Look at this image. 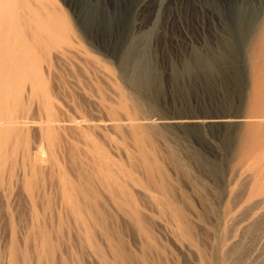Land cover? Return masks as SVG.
Returning a JSON list of instances; mask_svg holds the SVG:
<instances>
[{"label": "rangeland", "instance_id": "rangeland-1", "mask_svg": "<svg viewBox=\"0 0 264 264\" xmlns=\"http://www.w3.org/2000/svg\"><path fill=\"white\" fill-rule=\"evenodd\" d=\"M103 1L58 44L0 20V106L22 122L0 142V264H264L252 47ZM204 119L232 123L168 125Z\"/></svg>", "mask_w": 264, "mask_h": 264}, {"label": "bare ground", "instance_id": "bare-ground-1", "mask_svg": "<svg viewBox=\"0 0 264 264\" xmlns=\"http://www.w3.org/2000/svg\"><path fill=\"white\" fill-rule=\"evenodd\" d=\"M59 1L58 0H0V20L2 21L4 19L5 23L7 22V23H11L12 25L14 24L13 25L14 28L16 26L15 24H17L18 26L22 25L23 28L26 29L27 32H25V30L22 29L21 28L22 26H21L20 28L22 29V33H21V29H19L20 30L19 34H23V35H19V36L20 37L23 36L24 38H22V37L21 38L25 39L24 33H25V35L27 33H30L28 36L31 37L32 42H33V44L30 43V45L31 44L34 45V42L37 39L43 40V41L45 40L46 43L50 42V44H53L54 42L55 43L57 42L56 41L57 38L63 37V35L67 36L66 33H68V28H66L65 26L67 24L69 17H75L81 23L83 21H85L84 20L86 18V12H84L85 7L88 6L90 8L91 7L94 8V6H95L94 4L98 3L99 7H100V8H98L99 9L98 18H100L101 15L103 18L105 15V13L103 12L102 9H105L106 15L111 14L110 10L106 9L105 1H103V0H102V2H101V0H61L62 4H64L65 6H67L69 8L68 13L62 8ZM121 2H122V0H121ZM103 3H104V6H103ZM140 3H141V5H140L139 9L137 10V14L142 12L141 11L142 8L148 9V7L154 6V10H153L152 14H156V15L163 14L165 19L167 20V24L168 23L171 24L170 26L187 25V24H189V22L192 21L191 20L188 22V20L191 19L190 17L197 15V17L201 19L202 24L200 27L203 31L212 30V31H216L215 33H217V34L221 33V34L231 35V37L233 39H236L241 45H243V46L245 45V47H247V48H249V46L252 47V50L254 51V54H255V56H254L255 57V69H256V71H258V87L260 89L259 96L261 98H260V100H258L257 108L255 110L256 115H258V116L255 118H252V117L250 118L249 126L253 128L254 132L260 138H258L259 139V145L249 154V157L252 160H254L256 163V167H253V168L256 170V172L254 171V173H257V177H258L257 180L259 182V183H257L259 185V188L257 189V191L259 192L261 190H264V139H263V137H264V0H161L160 2H159V0H141ZM135 9L136 8H134V10ZM115 13H116V10H115ZM115 13H113V14L115 15ZM198 15H200V16H198ZM130 16H132V15H130ZM95 18H96V16H95ZM181 18H182V20H180ZM1 21H0V23H1ZM96 21H98V20H96ZM64 23H65V26H64ZM100 23H102V22H100ZM2 24H3V22H2ZM95 24L96 25L98 24V26L103 25V24L101 25L99 23H95ZM9 25H8V27H9ZM18 26H16V28L14 30H17L19 28ZM67 26H68V24H67ZM191 26H195V25H191ZM1 27H3L2 29L7 28L6 24H5V27L2 25H1ZM83 27H84V25H83ZM186 28H187V26H186ZM7 29L10 30V28H7ZM11 30H12V32H10V31L9 32L12 34L14 30H13V28ZM1 31H0V34H2V35L4 34V36L8 32V30L6 33H3V30H1ZM23 31H24V33H23ZM15 33H16V31H15ZM13 35H14V33H13ZM11 36L8 37V35H6V38H3V36L1 38L6 40L8 37V40H10ZM15 36H17V35H15ZM19 36H17V37L19 38ZM3 39H2V41H3ZM5 40L3 41V43L5 42ZM12 40H11L12 43L8 41L11 45L15 44V43H13L14 37ZM43 41H41V42H43ZM47 41H49V42H47ZM8 42L6 40L5 46L7 45ZM25 42H27V39ZM3 43H2V46H3ZM27 44L29 45V43H27ZM50 44H49V46H50ZM56 44H58V42ZM28 45L26 47H28V48L31 47L33 52H36L33 49L34 47L32 48V46H28ZM12 46H10L9 48H12ZM45 47H47L46 44H45ZM6 48H8V47H6ZM14 50H16V49H14ZM28 52H30V53H28V54H30L29 57L32 56L31 54H33V52L31 50H29ZM252 54H253V52H252ZM34 73H37V71L35 70ZM37 74H40V73H37ZM36 76H38V75H36ZM38 79L39 80H37V82L40 81V78H38ZM27 81H29V80H27ZM37 82L32 84V87L30 88V95L31 96H36V95L38 96V94H39L38 93L39 88H37L38 87ZM38 83L40 84L42 82H38ZM42 84L40 87L41 89H42ZM35 85H37V86L35 87ZM37 89H38V92L36 91ZM5 93H7V92H5ZM7 95H9V94H7ZM7 95H4V97H6ZM1 96L3 97V95H1ZM4 97L2 99L3 103H4V105L8 106L7 103L5 104V102H4V100L6 99ZM8 97H10V95L7 96V99H8ZM7 101H9V100H7ZM9 102H8V104H9ZM4 105L2 107H5ZM11 105H12V103L10 104V106ZM18 105H20V102ZM2 107L0 109H2ZM6 108H8V107H5V109ZM10 108H8L9 110H6V111H8L9 114H10ZM12 108H11V111H12ZM2 110H4V109H2ZM2 110L0 112H2L4 114L5 110L4 111H2ZM18 110L19 109H17V111ZM14 111H15V113H13ZM17 111L13 110V112H12L13 115H11V116H9V114L7 112H6L7 115H5V116L3 114H1L2 116L0 117V131H2L1 129L5 128L3 130L5 131L6 139L4 138L5 136L2 137L0 135L2 137V140H0V142L1 141L5 142V140H6V142L7 141L11 142L12 139L15 138L16 136L18 138L21 136L22 122L19 121V115H18ZM231 121H232V119H226V120H224V119H218V120H205V119L204 120H178V121H173V123L168 124V125L174 126V127H206V126L222 127V126H229V124L232 123ZM48 133H50L49 129H48ZM3 138H4V140H3ZM32 167H33L32 166V159L29 158V162L25 163L22 166V171L26 172V175H28L29 169H31Z\"/></svg>", "mask_w": 264, "mask_h": 264}]
</instances>
